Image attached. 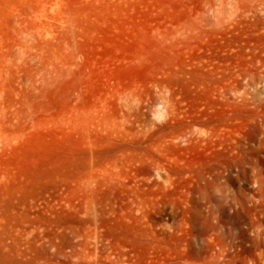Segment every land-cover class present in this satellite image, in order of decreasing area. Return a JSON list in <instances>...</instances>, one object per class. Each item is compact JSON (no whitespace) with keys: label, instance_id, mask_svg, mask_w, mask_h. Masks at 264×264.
Listing matches in <instances>:
<instances>
[{"label":"rangeland","instance_id":"374dc122","mask_svg":"<svg viewBox=\"0 0 264 264\" xmlns=\"http://www.w3.org/2000/svg\"><path fill=\"white\" fill-rule=\"evenodd\" d=\"M73 1L82 105L46 88L23 114L63 32L35 27L38 0H0V264H187L226 234L231 263L264 264V20L227 0L219 19L205 0Z\"/></svg>","mask_w":264,"mask_h":264},{"label":"bare ground","instance_id":"6f19581e","mask_svg":"<svg viewBox=\"0 0 264 264\" xmlns=\"http://www.w3.org/2000/svg\"><path fill=\"white\" fill-rule=\"evenodd\" d=\"M96 1H99V0H96ZM100 2H103V0L102 1L100 0ZM205 3H206V6H207V11L208 12L212 11V14H213L212 17L213 18L216 17V19H219V15L218 14L220 12H222L223 10L221 8H217L216 1L205 0ZM226 6H227L226 10L228 11V13H230L231 16H235L236 20H240L242 18L259 19V20L262 19V20H264V0H227ZM83 9L84 8L78 7L77 4L73 0H38V2L36 3V7H35V10L33 12L34 13V17H35V22H34L35 27L39 31L45 32L47 35L50 34V32L53 30L54 26H56V25L59 26L62 29L63 37L62 38L59 37V39L57 37V39H58L57 41H56V38H55L56 43L53 40H45L44 39V43L42 44L43 46L46 47V49H48V52L49 51L51 52L52 57L60 58L59 60H61V63H62L61 64L62 65V68H61L62 71L59 72L61 70L60 69V70H57L55 73L51 72L52 74H55V76H52V74L50 73L51 74L50 77L52 79L49 78V76H48L47 78H49V79L46 78L48 81L44 82L46 84H44L43 82L42 83H43L44 86H42V84H40V86L42 88L37 86V85H36V87L32 86L33 89L29 87V89H32V92H34V96L31 95L29 97V95H28V97L21 98L22 99V103L21 104L23 105L22 109H24V110H21V111H23V114L26 113V112H24L25 110L27 112L31 113L33 111V108L36 105V104H34V101L32 99H35V101H37V100L39 101V98H38L39 96L46 97V95H44V93H47L45 91L48 90V89L53 90V92L55 91L56 95H57V92L59 91L58 93L61 96V98L63 97V100L66 99L65 102L66 101H71L72 103L75 102L77 104V106H75V107H77V108H79L78 107V102H80L79 104L82 105L81 100L83 101L82 98H83V89L84 88L81 86L82 82H80V81L82 79L81 78L83 76L82 75V71L84 73V69L83 70L80 69L81 64H82L81 61H83V60H81V52H82V50L80 49L79 44L77 43V34H78L77 31H80L78 29V27L80 25L81 16L84 14V12H83L84 10ZM83 16L86 17L87 15H83ZM80 27H81V25H80ZM66 42L68 43V45L70 47L69 55L63 52V49H64V47L66 45L64 43H66ZM20 45L24 46L23 44H20ZM38 45H36V48H37ZM40 45H39L38 48H40ZM42 45H41V47L43 48ZM42 48H41V50H42ZM41 50H40L39 54L41 53ZM63 53L66 54V55H64ZM46 55H48V54H46ZM49 56H50V54H49ZM34 58L37 60V62H33V64L34 63L37 64L39 62L38 59H40V58H38L36 56ZM46 58H48V57H46ZM46 58H44L43 60L46 61ZM31 59H32V57L30 59H26L24 63L26 65L28 64L27 66H29L30 62H28V61H31ZM33 60L34 59H32V61ZM36 60H34V61H36ZM49 60H50V58H49ZM51 60H52V62H54L53 58ZM51 60H50L48 65L51 64L53 66L54 64L51 63ZM39 63H41V62H39ZM24 65H23V67H21V68H24V75L25 74L30 75V73L33 72L32 69L29 68V67H32L31 63H30L29 67H27V66L24 67ZM33 68H35V67H33ZM30 69H31V71H30ZM18 70H20V69H18ZM62 73H65V76L63 75L64 79L63 78L61 79V77H60L62 75ZM66 73H68L67 74L68 78L66 77ZM54 77H60V78H54ZM50 79L52 81H49ZM21 80L23 81L24 79H21ZM43 87H44V89H43ZM46 88H48V89H46ZM29 89H27L28 93L30 91ZM60 90H61V92H60ZM27 91L25 90L26 93H27ZM30 94H32L31 91H30ZM85 96H84V99H86ZM43 97H41V98H43ZM13 102L15 103V101H13ZM18 102H16V103H18ZM67 103H69V102H67ZM69 105H71V104H69ZM9 106H10L9 108H11V105H9ZM18 107L20 108L21 106H18ZM19 108H17L16 110H18ZM12 109H14V108L12 107ZM14 113H15V111H14ZM13 114H11V115L13 116ZM16 114L17 113L14 114L15 115L14 116L15 119H13V120L18 121L19 119L22 118L21 117L22 114L21 113H20L21 115L19 114L20 118H18L19 116L16 115ZM2 116H1V113H0V128H1V130H4V128L6 126L5 124L7 122H10L11 118H10V116H9L10 119H8L7 117H2ZM12 125H14V124H12ZM21 125H23V123ZM15 126L19 127V125L16 124V123H15ZM226 223H228V222H226ZM226 223L224 225H226ZM226 227H228V226L226 225ZM227 231H228V229H227ZM222 236H224V233H223ZM232 239H234V238L231 235H227L226 234V236L221 239V243L218 241V243H217L218 245L217 246H219V244L223 246V250L222 251H218V252H216V250H213L214 246H213V249L206 248L207 247L206 243H205V245H203V243L205 241L204 240L201 241L199 239V242H200L198 244L199 245V250L197 252H194V250H193L194 253L187 255L185 261H186L187 264H233V262L235 260L232 261V263L230 262L231 259H232L231 251L230 252L227 251V248H230ZM209 242H211V240ZM213 242H212V244H213ZM216 242L214 244H216ZM233 245H234V243L232 244V246ZM194 249H196V247ZM234 256H235V254H234ZM259 256H261V255H259ZM258 260H259V257H258ZM253 261H254V259H253ZM252 264H257V262H255V263L253 262Z\"/></svg>","mask_w":264,"mask_h":264}]
</instances>
